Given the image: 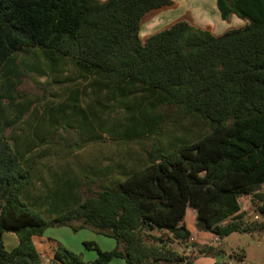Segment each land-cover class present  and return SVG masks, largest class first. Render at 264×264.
Instances as JSON below:
<instances>
[{
	"label": "trees",
	"instance_id": "obj_1",
	"mask_svg": "<svg viewBox=\"0 0 264 264\" xmlns=\"http://www.w3.org/2000/svg\"><path fill=\"white\" fill-rule=\"evenodd\" d=\"M172 5V0H0V100L2 93L12 98L13 55L38 48L51 59V73L57 63L70 65L74 81L86 80L98 99L124 112L127 138L160 131L163 106L190 119L191 127L166 149L148 152L141 168L114 183L101 182L94 196L45 221L35 210L39 172L25 158L27 146L14 147L5 134L9 120L0 123V264H43L32 239L54 223H81L115 242L108 252L96 248L91 262L63 251L55 254L56 264L114 259L193 264L170 246L182 248L193 231L220 240L264 233V0H216L222 21L235 16L243 22L221 34L182 16L143 41L139 33L146 18ZM6 108L0 102V113ZM74 192L68 188L61 197L76 200ZM247 196L261 222L240 213L239 199ZM187 215L193 217L191 227ZM5 233L17 239L11 250L4 247ZM222 253V247L214 251Z\"/></svg>",
	"mask_w": 264,
	"mask_h": 264
},
{
	"label": "rangeland",
	"instance_id": "obj_2",
	"mask_svg": "<svg viewBox=\"0 0 264 264\" xmlns=\"http://www.w3.org/2000/svg\"><path fill=\"white\" fill-rule=\"evenodd\" d=\"M172 1L174 5L170 9L153 13L142 23L139 36L143 41L182 16L202 28L205 27L202 20L207 18L210 29L213 32L216 27L218 32L213 33L217 34L222 29L242 25L237 17L222 21L216 9V0ZM13 56L17 73L13 71L15 75H11L9 93L12 98L8 100L4 98L5 93L1 94L0 102L7 108L0 113V123L9 120L11 125L5 134H9L14 147L27 146L25 158H29L39 172L34 180L37 188L34 196L41 197L35 210L45 221L94 196L101 182L114 183L122 180L129 171L141 168L146 163L148 152L158 146L166 149L177 139L185 137L191 128L190 119H181L174 108L163 106L158 111L162 121L160 131L146 133L140 138H127L125 133L130 124L129 118L123 117L124 112L117 105L98 99L95 88L89 84L86 86V80L74 81L75 73L70 65L57 63L55 71L51 73L48 64L51 59L44 57L38 48L20 51ZM49 107H52L51 111ZM197 133L198 128L195 127L193 135ZM55 177L59 179L58 182L53 181ZM91 179H95L96 183L88 184L87 181ZM46 187L51 197L46 193ZM68 188L75 190L78 196L76 200L64 201L61 197ZM21 199L34 207L26 194H22ZM254 212L249 219L261 222L260 217L253 219ZM192 219L187 215V227L192 226ZM151 235L162 239L167 236L157 232ZM258 235L252 238H258L261 244L250 245L248 235L233 233L224 238L221 247L225 253L243 249L250 259L264 264V236L261 233ZM32 242L42 261L49 264H56L55 254H62L63 251L77 255L84 262H91L97 257L96 248L102 252L115 248L113 239L96 233L90 227L81 226V223L71 226H57L54 223L45 228L41 236L33 237ZM191 244V251L177 244L170 246L180 255L190 258L193 264L201 254L213 256L214 251L221 249L215 245L202 246L195 241ZM206 248H213L214 251ZM225 253L222 257L224 260L227 259ZM106 264L125 263L123 259H114Z\"/></svg>",
	"mask_w": 264,
	"mask_h": 264
},
{
	"label": "crops",
	"instance_id": "obj_3",
	"mask_svg": "<svg viewBox=\"0 0 264 264\" xmlns=\"http://www.w3.org/2000/svg\"><path fill=\"white\" fill-rule=\"evenodd\" d=\"M100 1H103V0H100ZM234 17L235 16H232V18H234ZM206 20H207V18H204L202 20L203 26H205L204 28L210 29V25L206 22ZM193 25H194V21H193ZM242 25H243V22H242ZM196 27H199V26H196ZM200 28H202V27H200ZM213 30H214L213 32H218V31H216L217 30L216 27L213 28ZM219 30H221V29H219ZM222 30L219 31L220 32L219 34H221L222 32H224L226 29L224 31H222ZM210 31L212 32L211 29H210ZM214 34L218 35L217 33H214ZM251 200H252V197L251 196H247V197H244V198L239 199L240 213L242 215H244L243 216L244 217V220H248L249 222H252L251 219H249V218L251 217V215L254 212L253 211L254 208H252V206H251ZM255 214L253 215V219H255V217H258L257 214L256 215ZM261 234L264 236V233H261ZM245 235H248L249 236V240L248 241H249L250 245H253V244H256V243L257 244H261L260 243V240L258 238H252L253 235L259 236L258 234H254L253 233V234H245ZM190 238H192L199 245H202V246H204V245H211V247H213V245L211 244V241L213 239V236H210L209 235V236H202L201 237V236L198 235V233L196 231H193ZM223 240H221V244L222 245H223ZM3 242H4V245L6 243V245L4 246L6 250H11V249H13L17 245V239L12 234H4L3 235ZM211 249H213V248H211ZM222 252L225 253V251L223 250V248H222ZM230 254H240V257H242L244 264H259L257 261H253L252 259H250V257L246 253V251L244 252L243 249H241L238 252H232L231 251L230 253H225L226 256H228ZM202 255L203 254L200 255L201 257L198 256V258L196 259V261L194 262V264H220V263L222 264V262L224 261V259H222L223 253L220 254V255H215L213 253V256H210V255L202 256Z\"/></svg>",
	"mask_w": 264,
	"mask_h": 264
},
{
	"label": "built area",
	"instance_id": "obj_4",
	"mask_svg": "<svg viewBox=\"0 0 264 264\" xmlns=\"http://www.w3.org/2000/svg\"><path fill=\"white\" fill-rule=\"evenodd\" d=\"M264 189V186H263ZM255 219H257V217H255ZM192 242H194V240L192 238H189V240H187L186 244H185V249L187 251H191L192 250ZM212 245H215L217 247H221V240L215 236H213L212 239ZM43 264H49L47 262H44ZM222 264H244L243 259L240 256H237L236 254H230L227 256V259H225Z\"/></svg>",
	"mask_w": 264,
	"mask_h": 264
}]
</instances>
